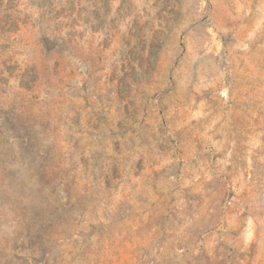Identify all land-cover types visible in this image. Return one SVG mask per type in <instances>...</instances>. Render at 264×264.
Returning a JSON list of instances; mask_svg holds the SVG:
<instances>
[{
    "label": "rangeland",
    "instance_id": "374dc122",
    "mask_svg": "<svg viewBox=\"0 0 264 264\" xmlns=\"http://www.w3.org/2000/svg\"><path fill=\"white\" fill-rule=\"evenodd\" d=\"M0 264H264V0H0Z\"/></svg>",
    "mask_w": 264,
    "mask_h": 264
}]
</instances>
